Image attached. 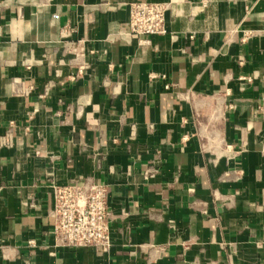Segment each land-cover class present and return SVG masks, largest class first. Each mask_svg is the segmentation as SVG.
<instances>
[{
    "label": "crops",
    "instance_id": "obj_1",
    "mask_svg": "<svg viewBox=\"0 0 264 264\" xmlns=\"http://www.w3.org/2000/svg\"><path fill=\"white\" fill-rule=\"evenodd\" d=\"M133 1L0 0V264H264V0H154L148 36ZM74 180L107 251L54 234Z\"/></svg>",
    "mask_w": 264,
    "mask_h": 264
},
{
    "label": "built area",
    "instance_id": "obj_2",
    "mask_svg": "<svg viewBox=\"0 0 264 264\" xmlns=\"http://www.w3.org/2000/svg\"><path fill=\"white\" fill-rule=\"evenodd\" d=\"M167 2L142 0L130 3V28L139 35L165 34ZM193 36V35H191ZM50 89V85L47 86ZM107 184L74 180L52 186L54 234L68 247L112 246Z\"/></svg>",
    "mask_w": 264,
    "mask_h": 264
}]
</instances>
